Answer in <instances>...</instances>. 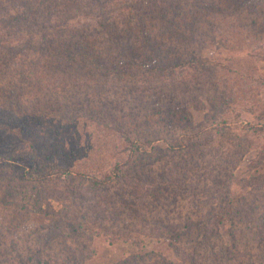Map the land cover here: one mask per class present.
Masks as SVG:
<instances>
[{"label":"trees","instance_id":"obj_1","mask_svg":"<svg viewBox=\"0 0 264 264\" xmlns=\"http://www.w3.org/2000/svg\"><path fill=\"white\" fill-rule=\"evenodd\" d=\"M215 1L0 0V145L5 143L4 148L0 150V174L6 178L4 181L6 190L2 199L13 194L22 201L20 206L10 204L11 208L8 207V211L13 213L10 219L6 216L1 218L0 264H78L89 255V246L88 250L83 246L79 247L82 237L92 239L91 245H95L94 242L97 240L98 242L107 240L111 244L124 242L135 251L130 259L117 264H153L156 255L143 252L145 242L143 237L132 231L131 225L135 221L129 222L128 218L123 221L124 217L118 219L115 216L120 215L121 211L113 199L124 190V187L118 183L119 186L115 187L111 195H103L102 200L98 202L95 199L96 188L107 187L116 180L127 184V190L136 196L146 198L155 191L156 205L153 210L160 208L162 204L167 206L172 201L175 203L180 197L186 195L190 197L189 213H192V216L187 213L181 224H177L172 222L167 214L165 217L169 223L164 219L163 221L157 219L156 222L160 225L156 224L151 235L166 238L178 255L184 257V261L190 259L189 264H221L216 252H213L214 256L210 259L212 263L209 260L201 261L202 252L210 246L214 248L219 245L223 238L218 226L223 222L233 225L240 222L241 220L238 221L236 218L242 210L248 215L247 218V215L243 214L247 218L248 229L242 237L248 236L259 240V245L257 251L250 252L248 257L245 254L244 258L235 256L232 264H264V249H261L264 245L262 230L264 216L256 214L255 210L250 211V208L244 206L242 199L241 202L234 203V194L228 185L232 174L227 168L232 164L226 161L225 157L226 153H234L237 145L254 141L249 137L256 136L254 137L256 139L260 138V135L264 136V102H260L252 94L242 96L238 90L221 86L210 85L207 91L204 87H198L199 79L187 80L182 72L178 76L174 74L177 68L198 70L211 78H215V72L219 73L222 70L240 73L237 68L231 67L235 63L230 62L228 58H200L195 55V47H207L214 43L215 27L208 26L206 24L208 22L203 21L202 16L206 17V12L216 10ZM219 1H225L229 12H235L236 15H241L245 6H251L250 0ZM191 6L202 7L205 10L199 15ZM238 24L231 25L234 30L230 33L235 35L234 37L240 31ZM100 36L105 38L104 41L114 44L119 51L131 52L126 53L131 62L130 67L146 69L155 76H159L156 74L158 72L169 73L171 77L169 81L155 77L147 85L140 83L137 87L129 85L131 90L148 88L147 93L154 95L149 102L145 101L147 93L133 95L130 102L135 103L139 112L141 109L153 110V115L159 117L153 123L157 127H167L171 131H176V126H179L178 130L188 127L192 129L191 132L195 131L192 133L194 136L206 133L205 129H195L192 115L187 112L185 102L198 92H207V100L211 103L213 111L211 130L222 134L232 125H236L241 132H231L232 139L231 143H227V149L225 150L224 146L228 141H222L221 147L215 149V156L210 160L204 159L201 163L200 158L193 159L190 156L193 161L187 158L179 163L178 161L166 163L173 171L179 170L174 173H167L163 169L154 171L151 167L137 170L138 162L135 161L143 156L154 157L160 150L165 158L166 156L174 158L177 153H183L190 148L185 137L179 135L158 137V130L145 127L147 132L153 131L156 135L154 139H145L142 134L146 131L138 126L139 136L131 137L125 127L118 125L117 130L123 135L130 151L126 159L113 160L108 164V169L101 174L71 171L57 159L50 161L44 158L38 151L41 136L37 133V122L35 126L31 125V128L28 125L34 113L26 105V91L41 95L44 104L41 108L44 112L55 114L62 120L61 122L65 120V124H74L82 102L85 103V109H93L97 116L99 110L94 109L96 107L93 98L90 99L87 94L83 101L79 97L73 100L76 94L69 95L66 97L65 107L48 96L50 92L58 88L65 89L69 84H73L72 88L75 85L81 87L79 81L71 82V79L77 77L76 74L83 71L90 60L92 62L97 60L94 56L96 48L99 47L97 43L104 42ZM172 38L183 42V48H179ZM222 38L221 36L220 40ZM242 41L234 46L229 45L231 42L226 39L220 43L223 42L229 53L234 54L243 51ZM112 49L109 48L110 51ZM181 53L183 56L181 59L179 57L172 59L171 55L177 56ZM96 66L101 67L104 74L91 79L94 83L85 84L101 88L105 91L104 94L109 92V95L118 93L125 87L123 78L117 75L123 68H109L99 64ZM24 70H28L29 74L25 75ZM21 74L25 76L17 79L16 76ZM252 78L264 86V76ZM104 99L105 97H102V102ZM110 103L107 96L105 105L100 108H108L107 105ZM243 112L250 113L253 119L245 123ZM87 113L88 117L90 115L94 118L91 112ZM178 113L180 118L174 120ZM145 123L149 124L150 119L148 118ZM34 137L39 139L34 140ZM218 161L226 163L223 164L227 174L223 168L218 167ZM139 162H142V159ZM99 163L101 164L100 160ZM166 164L163 167H166ZM147 170L150 174L146 175ZM77 178L80 182L74 181ZM260 178L262 182L264 177ZM58 186L62 188L64 194L62 211H54L55 217L50 223L35 225L24 238L17 241L22 245V251L16 241H12L10 245L4 241L3 232L11 224L15 226L12 230L14 236L20 229H29L24 222L27 221V214L30 211L44 214L53 212L50 209L45 211L42 207V195L48 191L51 196H56L54 191ZM50 187L53 189H49ZM160 188L163 189L162 194H166V201H163V196L161 199L158 197ZM139 199L131 203V207L135 208L133 216L139 213V210H136L140 208ZM254 206L252 209H257V204ZM106 214H109L110 219L115 216V219H112L113 222L115 220V226L111 229L105 224ZM196 214H199V217L193 222V216ZM7 220L8 227L2 223ZM235 232L233 231L232 235ZM233 239V245L231 242V246L226 247L229 253L237 245L240 246L239 242L242 244L245 240L242 238L239 241L236 236H233ZM250 240L247 239L248 242H251ZM181 243H184L185 250L190 246L191 251L184 252ZM223 247L219 253L220 251L223 253ZM94 251L96 250L90 252ZM163 264L174 263L164 261Z\"/></svg>","mask_w":264,"mask_h":264},{"label":"rangeland","instance_id":"obj_2","mask_svg":"<svg viewBox=\"0 0 264 264\" xmlns=\"http://www.w3.org/2000/svg\"><path fill=\"white\" fill-rule=\"evenodd\" d=\"M250 2L251 6H245L244 12L241 15H236L237 13L235 12H229L225 1L216 0L214 2L215 7H217L216 10L206 12V17L202 16V20L208 22L206 23L208 26L215 27L214 35L216 36L213 38L214 43L212 45H208L207 47L199 46L194 49L195 55L200 58H228L230 62L235 63L234 65H231V67L237 68L240 71L239 74L232 71L222 70L219 73L215 72V78H211L208 77V75L203 74L201 71L192 70L190 68H177L174 71V74L178 76L179 73L182 72L187 80L199 79L200 81L198 83V87H204L207 91L210 89V85L221 86V88L224 87L228 89H235L236 91L238 90V93L242 96L252 94L253 97H256L260 102H264V86H261L254 78H252L264 76V0H250ZM191 9L198 12L199 15L203 12V10H205L202 7H192ZM190 22L193 23V21H188V23ZM233 23H239L238 29L240 31L237 33L236 37L230 33L231 30H234L231 26ZM243 34L245 35L242 36ZM221 36L223 37L222 40H220ZM225 39L231 42L229 44L231 46H234L236 43L244 40L242 41L243 51L230 54L229 50L223 46V42L220 43V41H225ZM101 40L104 41L105 38L101 37ZM171 40L174 41L179 48H183V42L179 39L172 38ZM98 45L99 47H97L94 52L96 53L94 56L97 57V60L94 62L90 60L88 62L89 64H86V68H83V71H79L76 74L77 77L75 76L71 79V82L79 81L78 84H81V87L75 85L72 88L73 84H69L67 88H58L53 92H50L48 96L50 98H54V102H59L62 107H65L67 103L66 97L69 95L76 94V96L73 97V100H75L76 97H79V99L83 101V98L87 94L90 99L93 98V104L96 107L94 109L99 110V114L97 116L93 112V109H85V103L82 102L79 106L80 112L74 124H65V120H63L64 122H61L62 120L59 117H56L55 114L44 112L43 108H41L44 105L42 103V98H40L41 95L35 93L30 94L26 91V105L28 108H31L34 113L31 118V123L29 122L28 125H30L29 127L31 128V125L35 126L37 122V133H40L41 138L39 139L38 137H34L33 139H39L38 151L44 158L50 159V161L57 159L61 165L68 167L71 171L101 174L108 169V164L113 160L126 159L130 151L129 145L125 142L123 135H121L117 130L118 125L125 127L131 137L139 136V134H137V128L142 127L143 131H146V128L158 130V137H165V135H179L185 137V140L190 148L183 153H177L174 158L171 156L169 158L166 156L165 158L164 154L160 150V153L155 154L154 157L143 156V158H139L135 161L138 162L137 164L135 163L137 170L140 168L146 170V168L151 167L154 171L163 169L167 173H174L179 170L173 171L172 167L166 163H171L173 161H178L179 163L181 160L187 158V160L193 161L190 159V156L193 159L200 158L201 163L204 159L206 161L210 160L212 156H215V149L218 146L221 147L222 141H228L224 146L225 150L227 149V143H231L232 139V135L230 134L231 132H241L236 125H232L231 128H228V131L222 134L217 133L216 130H211L213 111L211 103L207 100V92H198L195 96H190L188 101L185 102L187 112L192 115L193 126L196 127L195 129H205L204 132L206 133L194 136L192 133L195 131L191 132L192 129L188 127L178 130L179 126H176V131H171L167 127H157V125L153 123L159 117L157 115H153V110L141 109L139 112L135 107V103L130 102L133 95L137 96V94L147 93L148 90L146 89L148 88L131 90L129 85L136 87L138 86V83H140V85H147L150 81L154 80L155 77H161L163 79H168L169 81L171 79L169 73L164 74L162 72H158L156 74H159V76H155L150 74V72L146 69L130 67L129 65H131V62L130 59L127 58L126 53L131 54V52H127V50L119 51L114 44L107 41L97 43V46ZM109 48H113L112 51H110ZM171 57H173L172 59H176L178 57L181 59L183 56L181 53L177 54V56L171 55ZM96 64H99L100 66H107L109 68H123L117 73V75H120L123 78L122 82L126 83L125 87L120 92L109 95V92L104 94L105 91L101 88L85 84L87 82L94 83L91 79L99 77L100 74H104L101 67H97ZM23 73H25V75L29 74L28 70H24ZM25 75L21 74V76H16V78L19 79V77L22 78ZM175 80L179 81L181 79ZM257 93H259V95H257ZM146 95V102L153 99L154 95L151 93H147ZM107 96L111 103L107 105L108 108H100L105 105ZM102 97H105L103 102L101 100ZM87 112H89V114L91 112L94 118L90 115L88 117ZM179 116L180 113H178L177 116L175 115L174 120H178L180 118ZM148 118L150 119V123L146 124L145 122ZM243 118H245V123L253 119L252 115L246 112H243ZM135 126L136 130H134ZM147 131L142 134L144 135L142 136L143 138L154 139V137H156L153 131ZM187 137L193 138L188 139ZM254 137L256 136L249 137L254 139L252 142H245L244 144L241 143L237 145L233 150L234 153L225 154V157L227 158L226 161L232 164V166L230 165L227 167L232 174V176H230V180L228 181V185L231 193L234 194V203L237 204L242 199V203L245 207L250 208V211L253 210L254 212L255 210L256 214L264 216V179L261 182L260 178V176L264 177V136L260 135V138L256 139ZM41 139L42 142H40ZM4 146L5 143H2L0 145V150H2ZM102 159H104V161ZM141 159L143 163L139 162ZM99 160L101 164L99 163ZM96 161L97 163H95ZM218 163V167L223 168L227 174V169L223 164L225 162L218 161ZM165 164L166 167H163ZM148 173L150 174V171L147 170L146 175ZM0 175L1 223V218L3 216L10 219L13 214L8 211L10 204L20 206L22 205V201L18 198V196H14L13 194L6 196V198L3 197L5 200L2 199L6 190L4 183L6 178H4L2 174ZM178 175L180 174L178 173ZM74 181L80 182L79 178ZM118 183L124 187V190L116 196L115 199H113L116 200L119 207L118 209L121 211L120 215L115 214V216H117L118 219H122L124 217L122 219L123 221L127 218L129 219V222L133 220L135 221L131 225V228L133 229L132 231H135L133 232L134 234H141L143 237V241L145 242L143 244L142 251L154 253L156 255V260L154 262L152 261L153 264H163L164 261H171V263L174 264H189L190 259L184 261V257H180L178 255L174 246L170 245L166 238L151 235L153 231H155L153 228H156V224L158 226L160 225L159 222H156L157 219H162V221L164 219L166 223H169V220L165 217L167 214L169 215L170 220L177 224H181V222L187 217V213L192 216V213H189L191 206L190 197L187 195L185 197H180L179 201L175 203L172 201L167 206L162 204L160 208L153 210L156 205L155 191H153V194L147 195L146 198L136 196L127 190V184H123L116 180L107 187L96 188V201L98 202L102 200V197L105 194L111 195V192L114 191L115 187L117 188L119 186ZM161 188V192H159L158 197L161 199L163 196V201H166V194H162L163 189ZM49 189L52 190L53 187H50ZM54 192L56 193V196H51L52 194L48 191L44 192L42 195V207L45 211L50 209L53 212L44 214L43 212L30 211L27 214V221L24 222L29 229H20L17 231V235L14 236V234H12V230L15 226L11 224V226L3 232L4 234L2 236L4 241H7L10 245L12 241L17 242L21 238H24L25 234L34 228L35 225L50 223V220L55 217L54 211L61 212L63 209L62 199L64 198V194L62 188L58 186ZM136 199H139L138 203L140 208L136 209L139 210L138 215L133 216L132 214L134 213L135 208L131 207V203L135 202L134 200ZM7 201L8 203H6ZM256 204L257 209H252ZM49 205L50 207H48ZM240 209L242 210V207ZM243 214L247 215L242 210L236 218L238 221H241L234 223V225L229 222H223L218 226V231L223 239L219 242V245L214 248L210 246L206 251L202 252L203 257L201 258V261L209 260L212 263L210 259L214 256L213 252H216L217 256L220 258L221 264H232L235 256L244 258V254L248 257L250 252L253 253V251H257L259 240L251 239L248 236L242 237L248 229L246 221L248 215L246 218ZM115 216H113L112 219H115ZM109 217V214H106L105 224L109 229H111L115 226V220L113 222ZM198 217L199 214L193 216V222H196ZM2 223L8 227V220ZM255 225H257V223ZM232 230L236 231L233 235ZM262 230L264 231V227ZM233 236L240 239L239 241H241L242 238L245 240L242 244L239 242L240 246L237 245L233 248L234 250L229 253L226 247H230L231 242L233 245ZM80 239L82 243L79 247L83 246L88 250L89 246V255H87L86 259L78 262V264H117L123 260L130 259L135 254V251L131 250L124 242L111 244L107 240L104 242H98L97 240L94 242L95 245H91L90 241H93L92 239H86L85 237ZM247 239H251L250 241L252 243L248 242ZM183 244L184 243H181V249L184 251L185 249L183 248ZM17 245L20 250L23 249L20 243L17 242ZM222 247L223 253H221V251L219 253V250H222ZM261 249H264V245ZM91 250L96 251L92 253L90 252ZM190 251L191 247L188 246L184 252ZM255 260L258 261V258Z\"/></svg>","mask_w":264,"mask_h":264}]
</instances>
